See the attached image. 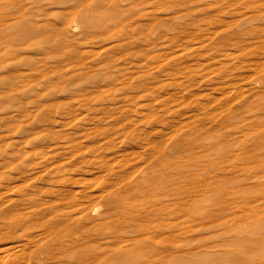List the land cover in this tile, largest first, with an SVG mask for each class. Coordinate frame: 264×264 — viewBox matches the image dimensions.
<instances>
[{
  "label": "rangeland",
  "instance_id": "rangeland-1",
  "mask_svg": "<svg viewBox=\"0 0 264 264\" xmlns=\"http://www.w3.org/2000/svg\"><path fill=\"white\" fill-rule=\"evenodd\" d=\"M0 264H264V0H0Z\"/></svg>",
  "mask_w": 264,
  "mask_h": 264
},
{
  "label": "bare ground",
  "instance_id": "bare-ground-1",
  "mask_svg": "<svg viewBox=\"0 0 264 264\" xmlns=\"http://www.w3.org/2000/svg\"><path fill=\"white\" fill-rule=\"evenodd\" d=\"M170 206V205H169ZM156 209V208H155ZM154 234V233H153ZM155 235V234H154ZM152 237V236H151Z\"/></svg>",
  "mask_w": 264,
  "mask_h": 264
}]
</instances>
